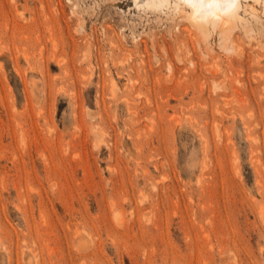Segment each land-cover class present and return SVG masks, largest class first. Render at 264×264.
<instances>
[{
  "label": "rangeland",
  "instance_id": "obj_1",
  "mask_svg": "<svg viewBox=\"0 0 264 264\" xmlns=\"http://www.w3.org/2000/svg\"><path fill=\"white\" fill-rule=\"evenodd\" d=\"M174 1L0 0V264H264V0Z\"/></svg>",
  "mask_w": 264,
  "mask_h": 264
},
{
  "label": "bare ground",
  "instance_id": "obj_2",
  "mask_svg": "<svg viewBox=\"0 0 264 264\" xmlns=\"http://www.w3.org/2000/svg\"><path fill=\"white\" fill-rule=\"evenodd\" d=\"M177 1H182L183 4L189 6L186 16L202 33L207 32L209 26L213 29H218L219 33H224L225 30L230 29L243 19L241 15V0H175L174 2L176 3ZM243 1H246V5L248 4L251 9L254 8L249 3L251 0ZM258 1L260 0H252V2ZM149 3L156 7H162V5L169 3V0H148ZM96 133L97 136L100 134L99 132Z\"/></svg>",
  "mask_w": 264,
  "mask_h": 264
}]
</instances>
